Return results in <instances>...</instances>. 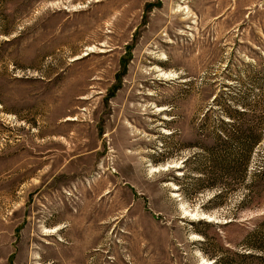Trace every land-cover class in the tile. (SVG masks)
Instances as JSON below:
<instances>
[{"label": "rangeland", "instance_id": "obj_1", "mask_svg": "<svg viewBox=\"0 0 264 264\" xmlns=\"http://www.w3.org/2000/svg\"><path fill=\"white\" fill-rule=\"evenodd\" d=\"M0 264H264V0H0Z\"/></svg>", "mask_w": 264, "mask_h": 264}, {"label": "trees", "instance_id": "obj_2", "mask_svg": "<svg viewBox=\"0 0 264 264\" xmlns=\"http://www.w3.org/2000/svg\"><path fill=\"white\" fill-rule=\"evenodd\" d=\"M254 140V139H253ZM260 140V138H258V139H255L254 141H251V142H249V143H242L241 145L243 146L242 147V149H241V146H239V148L241 149V152H242V154H243V157L245 156V158L243 159L244 161H245V168L247 169V167H248V159L250 158V156H251V151H252V149H253V146H254V144L255 143H257L258 141ZM211 152L214 154V155H216V157H214L215 158V161H216V164H215V167L216 168H219V166H221L222 167V164H223V161L224 160H226V159H224L225 157H223V155L221 156V155H217L218 154V150L216 149V148H211ZM235 160H237V158H236V156H235V158H233V160H232V162L233 161H235ZM246 160H247V163H246ZM232 164V163H231ZM237 164V163H236ZM236 164L234 163V165L232 164L230 167H229V169H232V170H234L235 168H236ZM248 170V169H247Z\"/></svg>", "mask_w": 264, "mask_h": 264}, {"label": "bare ground", "instance_id": "obj_3", "mask_svg": "<svg viewBox=\"0 0 264 264\" xmlns=\"http://www.w3.org/2000/svg\"><path fill=\"white\" fill-rule=\"evenodd\" d=\"M91 49V48H90ZM92 51H94V49H92Z\"/></svg>", "mask_w": 264, "mask_h": 264}]
</instances>
